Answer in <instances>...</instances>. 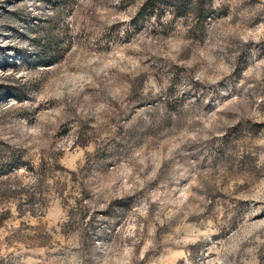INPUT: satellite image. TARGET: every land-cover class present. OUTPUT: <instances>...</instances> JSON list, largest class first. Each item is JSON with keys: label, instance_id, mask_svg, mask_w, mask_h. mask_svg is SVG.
<instances>
[{"label": "rangeland", "instance_id": "1", "mask_svg": "<svg viewBox=\"0 0 264 264\" xmlns=\"http://www.w3.org/2000/svg\"><path fill=\"white\" fill-rule=\"evenodd\" d=\"M0 264H264V0H0Z\"/></svg>", "mask_w": 264, "mask_h": 264}, {"label": "trees", "instance_id": "2", "mask_svg": "<svg viewBox=\"0 0 264 264\" xmlns=\"http://www.w3.org/2000/svg\"><path fill=\"white\" fill-rule=\"evenodd\" d=\"M181 0H176V2H180Z\"/></svg>", "mask_w": 264, "mask_h": 264}]
</instances>
